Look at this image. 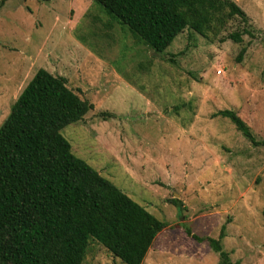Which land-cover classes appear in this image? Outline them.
I'll use <instances>...</instances> for the list:
<instances>
[{
	"label": "rangeland",
	"instance_id": "374dc122",
	"mask_svg": "<svg viewBox=\"0 0 264 264\" xmlns=\"http://www.w3.org/2000/svg\"><path fill=\"white\" fill-rule=\"evenodd\" d=\"M233 1L248 24L209 38L185 30L162 54L95 0L0 8V127L38 70L65 77L94 105L62 131L73 154L167 224L144 264H219L185 228L217 239L223 225L234 264H264V146L215 116L234 111L264 141V0ZM244 28L242 44L227 38ZM84 264L123 263L91 240Z\"/></svg>",
	"mask_w": 264,
	"mask_h": 264
},
{
	"label": "trees",
	"instance_id": "16d2710c",
	"mask_svg": "<svg viewBox=\"0 0 264 264\" xmlns=\"http://www.w3.org/2000/svg\"><path fill=\"white\" fill-rule=\"evenodd\" d=\"M8 0H2L0 8ZM116 22L129 28L154 53H164L185 30L205 38L236 18H249L233 0H95ZM244 28L227 38L242 44ZM247 52L242 48L237 62ZM94 109L68 87L65 77L40 69L12 105L0 127V264H84L91 240L123 264H144L167 227L72 152L62 135ZM228 118L254 146H264L232 110ZM171 203L181 208L178 199ZM227 226L217 239L200 237L234 264L224 249Z\"/></svg>",
	"mask_w": 264,
	"mask_h": 264
}]
</instances>
